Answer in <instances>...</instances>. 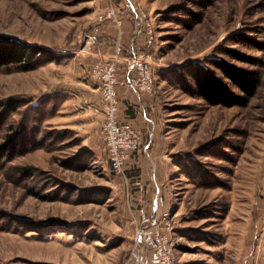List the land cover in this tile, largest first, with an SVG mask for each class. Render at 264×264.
<instances>
[{"label": "rangeland", "instance_id": "1", "mask_svg": "<svg viewBox=\"0 0 264 264\" xmlns=\"http://www.w3.org/2000/svg\"><path fill=\"white\" fill-rule=\"evenodd\" d=\"M108 36L114 48H145L154 66L152 94L134 97L153 125L139 130L123 175L111 171L102 115L93 119L76 98L106 59ZM0 37L52 58L31 70L0 66V142L13 136L30 148L0 160V264H124L157 187L177 264H264L255 247L264 223V0H0ZM218 64L259 74L246 105H209L185 91L201 68L222 76Z\"/></svg>", "mask_w": 264, "mask_h": 264}, {"label": "built area", "instance_id": "2", "mask_svg": "<svg viewBox=\"0 0 264 264\" xmlns=\"http://www.w3.org/2000/svg\"><path fill=\"white\" fill-rule=\"evenodd\" d=\"M107 16L112 18L114 14L111 11ZM139 18L144 35L142 46L150 47L154 42L151 25L143 15ZM116 24L121 27L119 19ZM119 61L124 62L123 71H119ZM153 67L150 54L145 48L131 45L124 49L123 45L118 43L110 56L92 65L89 75L97 83L102 101L99 134L111 171L115 175L124 174L131 153L136 151L141 143L140 131L119 117L120 100L117 89L119 86L126 88L138 99L152 94ZM131 185L136 187L140 194L145 190L140 180H135ZM262 211L264 215V199ZM170 212V208L164 207L163 196L157 187L149 201L148 210L141 214L135 226L133 246L124 264H177L174 253V225ZM255 241L256 255L260 257L264 247V223Z\"/></svg>", "mask_w": 264, "mask_h": 264}, {"label": "trees", "instance_id": "3", "mask_svg": "<svg viewBox=\"0 0 264 264\" xmlns=\"http://www.w3.org/2000/svg\"><path fill=\"white\" fill-rule=\"evenodd\" d=\"M24 42L0 37V66L15 64L20 65L21 70H31L51 59L45 58L40 51ZM54 58V57H53ZM251 63L257 59L247 57ZM24 61V62H22ZM222 76H218L214 70L201 68L194 79V89H185L191 96L203 99L209 105L244 106L254 95L260 83L259 74L254 70L234 69L221 66ZM237 88V91L231 87ZM5 113L0 114V126L6 119ZM30 148L23 147L13 136H8L0 142V160H12L17 155L29 152Z\"/></svg>", "mask_w": 264, "mask_h": 264}, {"label": "crops", "instance_id": "4", "mask_svg": "<svg viewBox=\"0 0 264 264\" xmlns=\"http://www.w3.org/2000/svg\"><path fill=\"white\" fill-rule=\"evenodd\" d=\"M106 36V35H104ZM112 37L108 36L105 37L101 43V49H99V53L102 54V56L104 58H107L108 56L111 55V53L114 51V47H113V43H112ZM126 35L124 34L122 37V40L125 41ZM122 45L124 47V49H126V47L131 46V43L129 44H123ZM123 54H125V51H123ZM101 57V58H103ZM119 67V71H123L124 69V62L123 61H119L118 64ZM89 74V72H88ZM80 89V93H78L77 97L84 96L86 98V113H88L90 116H92L93 119H96V117H101V100H100V93H98V88H97V83L95 82L94 79H92L89 75V77L87 79H84V81L82 80V82H80V85L78 86ZM118 91V97L120 100V112H119V117L127 124H129L131 127L141 130L144 127H146L145 125V121H147V123L152 124V121L150 118H147V116H145V105H143V103L140 104V107L136 106V102H135V98L136 95L134 93H132V91L130 90H125L122 87H118L117 89ZM130 93H132V96H129ZM135 97V98H134ZM138 99V98H137ZM140 100V99H138ZM144 113H143V112ZM148 141V140H147ZM151 143V139H149V141L147 142V145ZM155 191V188H154ZM154 195V193L152 192V196ZM252 245V244H251ZM253 247V246H252ZM248 260L250 259V255L248 253L247 256ZM250 263V260H249Z\"/></svg>", "mask_w": 264, "mask_h": 264}, {"label": "bare ground", "instance_id": "5", "mask_svg": "<svg viewBox=\"0 0 264 264\" xmlns=\"http://www.w3.org/2000/svg\"><path fill=\"white\" fill-rule=\"evenodd\" d=\"M100 100H101V98H100ZM101 105H102V101H101ZM102 118V117H101Z\"/></svg>", "mask_w": 264, "mask_h": 264}]
</instances>
